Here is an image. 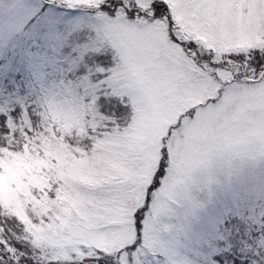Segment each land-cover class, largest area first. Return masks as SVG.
I'll use <instances>...</instances> for the list:
<instances>
[{
    "label": "rangeland",
    "instance_id": "obj_1",
    "mask_svg": "<svg viewBox=\"0 0 264 264\" xmlns=\"http://www.w3.org/2000/svg\"><path fill=\"white\" fill-rule=\"evenodd\" d=\"M257 56L264 0H0V264H261Z\"/></svg>",
    "mask_w": 264,
    "mask_h": 264
},
{
    "label": "snow or ice",
    "instance_id": "obj_2",
    "mask_svg": "<svg viewBox=\"0 0 264 264\" xmlns=\"http://www.w3.org/2000/svg\"><path fill=\"white\" fill-rule=\"evenodd\" d=\"M55 23L53 25H50V30L48 34L44 37L52 46H53V52L62 51L64 47L68 46L67 41L64 40L62 35L56 30L55 28ZM30 35L32 39L37 38V32L35 29V26H33V29L30 30ZM257 67L264 65V58H260L257 56L256 61H255ZM51 66L50 62L48 60H45V58L39 57L37 54V57L35 59V62L33 63V68L34 70L41 71L44 66ZM13 71H19V68L13 69ZM161 171H163V161L161 162ZM142 212L143 209H141L140 212L137 213V226L139 227L141 225L142 221ZM139 243V241H137ZM220 259L219 257H217ZM234 264H241L240 260H234ZM244 264H248V261L245 260ZM261 264H264V260L261 261Z\"/></svg>",
    "mask_w": 264,
    "mask_h": 264
},
{
    "label": "trees",
    "instance_id": "obj_3",
    "mask_svg": "<svg viewBox=\"0 0 264 264\" xmlns=\"http://www.w3.org/2000/svg\"><path fill=\"white\" fill-rule=\"evenodd\" d=\"M164 5L165 4H163V3H157L156 5L154 4V6H155V11H154L155 12L154 13L155 16H161V15H165L166 14ZM4 117H5L4 115L0 114V122L5 121ZM1 129L2 128H0V135H1V133H5L4 131H6L5 127H4V131L3 132L1 131ZM1 141L3 143H5V139L1 138ZM160 173H161V171H159L157 173V176L158 175L160 176L161 175ZM2 220H3L2 224H1L2 228H3L2 233L5 235V237H6L5 239L7 240V242H12V244L16 245V247H18V250L23 248V250L21 251L22 256H23L22 259H24L26 262H28L30 259H28L27 253L30 252V250H29L30 247L27 246V244L25 242H23V241H18L17 239L14 240V234H13V230L12 229L15 227V225L13 223H10V222H14L15 223V221L13 219H11V218H10V220L8 218L7 219L4 218ZM3 256H4L3 259L6 260V262L8 264H12V259L10 257H8V255L4 254ZM0 263H1V260H0ZM32 264H34V262Z\"/></svg>",
    "mask_w": 264,
    "mask_h": 264
}]
</instances>
